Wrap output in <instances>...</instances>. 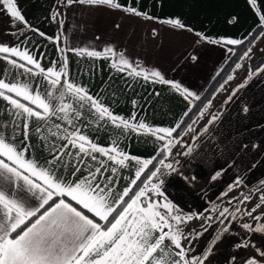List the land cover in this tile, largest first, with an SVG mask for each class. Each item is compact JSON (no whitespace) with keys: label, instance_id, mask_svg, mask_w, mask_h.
Returning a JSON list of instances; mask_svg holds the SVG:
<instances>
[{"label":"crops","instance_id":"1","mask_svg":"<svg viewBox=\"0 0 264 264\" xmlns=\"http://www.w3.org/2000/svg\"><path fill=\"white\" fill-rule=\"evenodd\" d=\"M117 2L125 7L134 6L154 19L110 9L106 5L73 4L64 7L63 0H17L18 9L31 27H13L8 23L9 17L0 13V45L18 46L21 51L27 50L45 69L59 70L66 57V78H70L77 86H83L113 114L133 123L142 121L150 127H175L177 123L181 125L192 111L194 101L198 99H185L168 85L161 84L154 78L145 79L144 75L154 70L159 71L165 79L180 83L196 93L200 99L232 59L235 51L233 49V53L228 54L218 45L194 43L196 37L193 33L162 21L179 19L188 28L203 32L213 39L221 37L242 39L259 27L257 18L246 0H117ZM261 6L264 7V0H261ZM56 13L62 15L54 19ZM232 16L237 17L239 23L235 25L227 23ZM117 24L119 28L116 27ZM31 29H38L45 35L40 36ZM56 37H60V40H55ZM106 47L115 50V58L78 56L69 50L89 48L102 51ZM61 48L64 49L63 54L59 51ZM121 53L134 67L139 66L140 76L130 75V69L122 71L119 67L112 66L113 59L119 63ZM191 56L198 59L193 61ZM262 58L264 35L257 39L250 55L239 63L241 67L235 68L231 79L226 81L192 123L191 130L188 129L179 143L174 142L170 153L167 152L165 164L173 166L177 162L174 170L162 165L159 167L163 173L159 178L163 181L160 185L163 196L153 195V199L171 203L179 214L181 210L193 215V219L187 222L189 226L191 222L195 223L196 219L202 222L197 228H192L195 230L194 234L205 224L203 217L211 213V197H218L219 189L226 187L228 182L235 178L241 181L240 177L248 182L264 180V71H261L264 65L256 73L251 72L253 64ZM12 59L17 60L19 64H25L26 68L32 67L18 58ZM0 79L5 82L27 84L41 94L48 88L47 81L39 74L38 69H33L30 73L25 68L9 64L4 59H0ZM21 102L28 103L23 100ZM220 109L221 113L212 120V116L218 114ZM13 111L12 107L0 98V129L11 135L13 128H16L17 140H20L22 137L17 125L21 124V118L13 116ZM81 111L83 115L76 124L94 143L105 148L118 147L126 155L141 160L154 161L161 153V141L150 134L143 131H122L107 120L97 119L94 110L88 109L87 102ZM38 124L43 129L41 133L35 130ZM55 124L66 126L64 121L56 117L49 120L46 125L35 119L31 122L29 142L33 147L30 149V155L41 163L48 156L47 147L42 145L41 135L48 138L44 143L50 142L53 139L52 133L57 131ZM194 139L201 141L204 148L213 152L209 154L213 156L212 160L208 159L209 163L203 160V164L214 167L208 181L214 183V186L218 187L217 190L214 186L213 188L207 186L204 191L189 194L187 187L190 185L186 183L188 182L186 177L191 175V170L195 167L191 159L193 153H188L189 150L186 152V149ZM100 159L117 168V190H122L140 167L135 160L125 161V166L121 167L112 164L106 157ZM85 160L95 164L89 157H85ZM76 162L71 155L65 157L64 166H58L57 175L63 173L67 176L72 170L71 166ZM214 176L216 179H213ZM157 182L159 181L153 180V183ZM225 202L229 201H222L219 209ZM225 222L219 234L223 233L225 226L230 231L214 252L215 260L219 249L224 245L229 246L225 240L234 239L236 228L242 227L239 222H233L232 218L230 223L225 225ZM216 223L209 222L207 224L209 227L200 236V246L203 247L204 243L215 235V240L210 243L207 251L209 248L212 251L214 244L221 240V235L214 234L212 225L215 226ZM218 236L220 239L216 240ZM262 242L264 243V236ZM232 252L231 256H234L235 260L233 261V257L228 261L225 259L224 264H244L247 255L235 248ZM188 255L191 257L197 254L191 248Z\"/></svg>","mask_w":264,"mask_h":264},{"label":"snow or ice","instance_id":"2","mask_svg":"<svg viewBox=\"0 0 264 264\" xmlns=\"http://www.w3.org/2000/svg\"><path fill=\"white\" fill-rule=\"evenodd\" d=\"M246 2L256 16L261 30L256 36L264 35V7L261 6V0ZM73 4L106 5L110 9L123 10L135 16H146L136 7L122 6L117 0H63L64 7ZM0 13L9 17L8 23L13 27H31L18 9L17 0H0ZM61 15L56 13L53 18ZM146 18L154 19L151 16ZM162 23L193 33L196 37L194 43L218 45L228 54L233 53L234 46L246 45L242 58L250 55L256 38L253 33H249L248 37L242 39H213L203 32L188 28L179 19H169ZM227 23L235 25L239 20L232 16ZM116 27L119 28V25ZM31 30L40 36L45 35L38 29ZM54 39L59 41L60 37ZM69 50L78 56L93 58L116 56L111 47L102 51L89 48ZM59 51L63 54L64 49ZM0 54H3L0 59L25 68L30 73L33 69H38L48 84V88L41 94L27 84L0 79V98L12 107L13 116L21 118V124L17 128L22 137L17 140L16 128H13L11 135L0 129V133H4L0 134V264H205L211 248L203 255L189 257L190 249L181 243L182 238H193L191 233L185 236L181 229V225L191 221L193 215H181L171 203L153 199V195L163 196L160 188L163 181L159 179L163 173L153 163V159L130 157L115 146L102 147L84 135L76 121L83 115L81 110L87 102L88 109L94 110L97 119L107 120L122 131H143L150 134L162 143L160 154L164 158L157 163L168 169L172 165L165 164L167 155L164 150L167 149L170 153L174 142L179 143L177 129L180 124L177 123L175 127H150L142 121L133 123L113 114L83 86H77L70 78H66V57L59 70H56L41 67L37 58L27 50L21 51L18 46L0 45ZM13 57L32 67L26 68L25 64L17 63ZM191 59L195 61L198 57L191 56ZM112 66L119 67L122 71L130 69V75H141L139 66L134 67L122 53L119 63L113 59ZM236 67L240 68L241 65L237 63ZM144 78H154L159 83L168 85L185 99H199L196 93L178 82L165 79L159 71L146 73ZM22 100L28 103L25 104ZM53 117L64 121L66 126L55 124L57 131L52 133L53 139L48 143H44L48 138L41 135L42 145L48 150V156L41 163L30 155L33 147L29 142L31 122L35 119L46 125ZM132 120H135V116ZM35 130L38 133L43 131L40 124ZM72 149L77 151L73 152ZM70 155L77 161L71 166L72 170L67 176L63 173L57 175L58 166H64V158ZM85 157L95 161V164H90ZM100 157H106L112 164L121 167L125 166V161L135 160L140 167L128 184L122 190H117V168L106 164ZM142 174H145L144 180H141ZM153 180L159 182L153 183ZM240 183L237 179L230 190ZM259 199L260 203L251 209H244L243 212L239 208L235 210L236 213H246L251 218L252 223L242 225L249 233L264 234V224L260 223L264 219V212L256 214L264 207V195ZM250 200V196H244L236 203ZM217 213L221 219L228 216L235 218L227 207L218 208ZM214 219L216 217L211 215L203 217L205 225L202 227ZM222 231L228 232L229 228L225 226ZM200 234L202 233L196 235ZM219 239L218 236L216 240ZM234 246L240 250H251L244 264H264V248L247 237Z\"/></svg>","mask_w":264,"mask_h":264},{"label":"rangeland","instance_id":"3","mask_svg":"<svg viewBox=\"0 0 264 264\" xmlns=\"http://www.w3.org/2000/svg\"><path fill=\"white\" fill-rule=\"evenodd\" d=\"M181 138H179V140ZM214 149L217 152L216 147H214ZM187 151H188V153L189 152L193 153L191 156V159L193 160L192 164L195 167L193 170H191V175L186 177V179L188 180V182L186 181V183H188L190 185V187H187L189 190V194L196 192V191H201V190L204 191L207 186H210L213 188V186L215 184L212 183L211 181L209 182L208 177H209L210 173L213 174L214 167L208 166V165L205 166L203 164V160H205L208 163H209L208 159L212 160L213 156L212 155L209 156L210 153H213L212 150H210L208 148H204V144L201 143V141L194 139L192 144L190 145V147H188V149H186V152ZM164 152L167 155L166 149L164 150ZM188 153H186V154H188ZM176 164H177V162L173 164L172 170H174ZM160 166L161 165H159V167ZM240 178H241V183L238 186L232 187L230 190V186L233 185L235 183V181L238 179V178H235L232 182H228L226 184V187L219 189L220 195L218 197H211V201H212V208L210 210L211 216H214L216 214L217 209L219 208L222 201H225V200L226 201H233V200L237 199V197L239 198V196H243V197L244 196H250L251 197V200L249 202L239 203L238 208L241 209L242 212L244 209H251L257 203H260L259 198L261 195H264V187L260 188V189H259V187L262 184V182H264V180H261L258 182L257 181L248 182V181L244 180L243 177H240ZM214 188L216 190L218 189L217 186H214ZM253 188L254 189L257 188L259 190L255 191L254 193L251 194L250 192ZM225 193H227V195H225ZM196 199H198V198H196ZM228 209L231 213L234 214L235 218H233L232 216H228L227 218H224V219L219 218L217 223L215 224V226L211 224L213 227V230H215L214 234H217V235L219 234L222 225L224 224L225 220L228 219L229 217L232 218L233 222H235V221L239 222L240 225H243L244 223H252L251 218L248 217L246 215V213L245 214L236 213L235 212V206L230 207ZM180 212H181L180 213L181 215H185V216L189 215V214H186L184 211L180 210ZM260 212H264V207H261L256 214H259ZM260 223L264 224V219H262ZM190 224H191L190 225L191 227L189 226L188 223L182 224L181 229H182L185 236H188L191 233L193 238H191L190 240L182 238L181 243H183L187 249L192 248L194 251H196L197 255H203L207 251V248L211 245L210 243L215 240L214 239L215 235L209 241L205 242L203 247H201L200 246L201 234L200 235L194 234L195 230H192V228H197L198 226H200L202 224V222H200L198 219H196L195 223L191 222ZM228 232H225V233L223 232L222 234L221 233L219 234V235H221L220 236L221 240L218 243H217V241L215 242L217 244H214V248L211 251V254L208 256L207 264H224L225 259H227V261L232 259L231 257H234V256H231V254L233 253L232 249L235 248L234 245L236 244V242L240 241L241 239H243L245 237H247L248 239H250L251 241L256 243L261 248H264V243L262 242V238H263L264 234L258 233L259 235H257L256 233H249L245 229H243V227L240 226V227L236 228V231L234 233V239L225 240V243L229 244V246H231L232 249L228 245L222 246L218 251L217 259L215 260V258L213 257V254L218 249L220 242L223 241V239L225 238V236ZM202 235H203V233H202ZM235 237L237 239H235ZM193 245H194V247H193ZM235 249L240 250L237 248H235ZM240 251L244 252L248 256V254L251 250L250 249H243Z\"/></svg>","mask_w":264,"mask_h":264},{"label":"trees","instance_id":"4","mask_svg":"<svg viewBox=\"0 0 264 264\" xmlns=\"http://www.w3.org/2000/svg\"><path fill=\"white\" fill-rule=\"evenodd\" d=\"M261 32L260 27H258L254 32V36H256V34H259ZM256 36L254 43L257 41V39L260 37ZM235 53L232 57V59L228 62V64L225 66V68L222 70V72L217 76V78L212 82V84L210 85V87L208 88V90L205 92V94L202 96V98L195 100L194 101V107L192 109V111L184 118V120L182 121L180 128L177 129V132L179 133V138H181L184 133L190 128V126L192 125V123L198 118V116L201 114V112L203 111V109L213 100V98L215 97V95L217 94V92L219 91V89L226 83V81L229 79V77L232 75L233 71L236 68V64L240 63L242 61V54L243 52L246 50V45H239L233 48ZM264 65V58L260 59L259 61H257L256 63L253 64L252 66V73H256L262 66ZM221 109L218 112V114H214L212 116V120H215L218 115L221 113ZM213 117H215V119H213ZM174 135H176L174 133ZM164 158L161 154H159L156 159L153 161L154 164H156L157 167H159L160 164L157 163V161L159 159ZM149 168H152V165L149 166ZM147 173V170L145 171V174ZM145 174L142 175L141 180L145 179ZM137 184H140V181L137 182ZM143 186V185H141ZM264 185H260V188H263ZM259 189L257 188H253L251 190V194L254 193L255 191H258ZM252 196V195H251ZM243 196H240L239 198L235 199L232 201V203L230 204L229 202H225L221 205L220 209H223L225 207L230 208L235 206V210L238 208V205L236 203L237 200H241ZM85 211V210H84ZM90 215V214H89ZM214 217H216V219L212 220L213 223L217 222L218 219L220 218L218 216V213H216V215H214ZM231 217H229L226 222L225 225L227 223H230ZM206 229L209 227V225L205 226ZM205 227H202L200 229L196 230V234L197 233H202L205 231Z\"/></svg>","mask_w":264,"mask_h":264}]
</instances>
